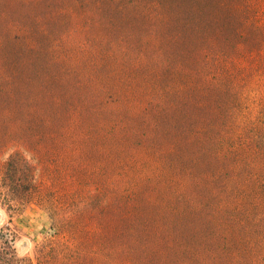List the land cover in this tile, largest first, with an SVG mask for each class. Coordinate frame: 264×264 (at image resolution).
<instances>
[{
	"label": "rangeland",
	"instance_id": "rangeland-1",
	"mask_svg": "<svg viewBox=\"0 0 264 264\" xmlns=\"http://www.w3.org/2000/svg\"><path fill=\"white\" fill-rule=\"evenodd\" d=\"M0 264H264V0H0Z\"/></svg>",
	"mask_w": 264,
	"mask_h": 264
}]
</instances>
